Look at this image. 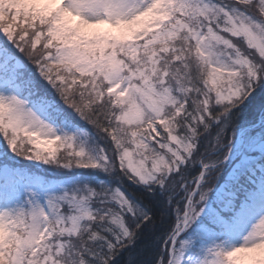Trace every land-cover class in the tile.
Masks as SVG:
<instances>
[{
	"label": "snow or ice",
	"instance_id": "snow-or-ice-1",
	"mask_svg": "<svg viewBox=\"0 0 264 264\" xmlns=\"http://www.w3.org/2000/svg\"><path fill=\"white\" fill-rule=\"evenodd\" d=\"M0 264H264V0H0Z\"/></svg>",
	"mask_w": 264,
	"mask_h": 264
}]
</instances>
